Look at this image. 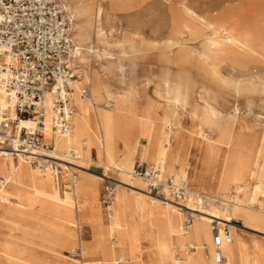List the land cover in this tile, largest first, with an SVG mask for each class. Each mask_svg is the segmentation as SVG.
I'll return each mask as SVG.
<instances>
[{
  "label": "rangeland",
  "instance_id": "obj_1",
  "mask_svg": "<svg viewBox=\"0 0 264 264\" xmlns=\"http://www.w3.org/2000/svg\"><path fill=\"white\" fill-rule=\"evenodd\" d=\"M85 1L92 3V0H82ZM60 2L67 14L73 42L79 49L82 76L87 74L89 77V80L82 78L84 81L80 86H87L86 97H89L92 82L103 88L97 109L110 110L112 97L123 93L127 103L141 109L151 108L157 121L164 112L179 113L181 125L191 130L185 135L197 140L193 133L195 122L187 114L188 108L195 104L201 108L208 102L220 119L216 123L232 139L229 145L222 144L217 141L215 128L203 127L212 138L209 167L219 168L223 160L232 161L237 156L250 158L254 136L264 131V0H93L95 6L98 4L101 8L98 18L94 15L91 18L88 13L77 14V5L72 0ZM185 7L195 15H190ZM197 20L201 23L198 26L195 25ZM206 22L227 27L252 45V50L222 45L225 51L222 55L209 52L208 43L214 35L205 27ZM180 23L196 27L179 30ZM78 25L85 28L82 31L86 37L81 43L75 36ZM142 136L136 131L134 137L138 148L134 164L138 160L151 164L145 159L147 144ZM171 143L175 145L174 138ZM85 146L80 156L72 159L73 166L86 170L85 177L96 181L97 203L103 222L107 223V211L100 202L102 180L94 175L109 174L121 178L122 174L116 176L112 169H105L100 148L91 147L88 141ZM120 150H123L121 146ZM261 150L259 160L264 161V146ZM10 161L14 165L16 158H10ZM62 163L66 165V162ZM169 165V161L165 162L164 174L170 172ZM186 170L190 190L211 193L210 182L205 179L198 183L192 179V167L187 166ZM58 183L59 195H62L66 187L60 180ZM122 187L132 199L153 197L152 200H162L163 197L151 192L147 194L149 197L142 195L147 191L146 187L144 191L125 184ZM169 200L198 214L196 205L190 200L184 204L170 196ZM208 202L213 207L218 204L206 199L205 209H208ZM110 204L114 209L115 196ZM224 213L231 211L227 209ZM11 214L12 218L0 219V264H81V242L92 240L87 224L53 215L38 206L30 210L16 208ZM222 222L224 225L230 221L224 219ZM231 229L236 230L235 237L245 246L247 262L244 264H264V258L259 257V252L264 251V230L240 225ZM114 245L116 258H130L126 244ZM207 254L209 263L214 264L212 253L208 251ZM96 258L98 256L90 257Z\"/></svg>",
  "mask_w": 264,
  "mask_h": 264
},
{
  "label": "bare ground",
  "instance_id": "obj_2",
  "mask_svg": "<svg viewBox=\"0 0 264 264\" xmlns=\"http://www.w3.org/2000/svg\"><path fill=\"white\" fill-rule=\"evenodd\" d=\"M72 2L77 5V14L88 13L91 18L93 15L97 18L100 16L101 8L98 4L95 6L93 0L92 3L82 0ZM185 10L190 15H195L187 7ZM196 23L197 26L201 24L199 20ZM190 27L196 26L185 23L178 25L179 30ZM205 27L214 35L208 43L209 52L222 55L225 52L222 45L252 50V45L223 25L206 22ZM78 28L75 36L81 43L86 37L82 31L85 28L81 25ZM82 78L89 80L85 74L74 83L71 130L65 135L55 136L54 147L49 151V156L59 160L62 166H65L63 161L72 164L71 167L77 171L76 179L70 189L67 186L62 195H59V181L49 169H42L20 155L15 157L16 163L12 165V156L0 155V176L7 181L4 189L7 199L0 196V219L4 221L12 218L11 213L16 208L30 210L38 206L44 207L53 215L87 224L91 228L92 240L86 243L79 240L81 264H103L104 261L109 264H210L208 251L212 254L216 252V247L210 240L211 223L216 221L223 225L222 220L225 219L230 221L226 224L230 227L231 237L220 246L224 258L222 264L247 262L245 246L235 237L236 230L231 228L240 225L264 230V161L259 160L263 152L264 131L254 136L248 160L237 156L232 161L223 160V165L215 169L209 167L208 163L212 138L204 132L203 127L215 128L218 131L217 141L222 144L229 145L232 139L216 123L220 119L215 109L208 106V102L201 108L197 104L188 108L187 114L195 122L196 130L193 133L198 138L196 140L185 135L191 130L190 127L181 125L179 113L164 112L157 121L151 108L141 109L127 103L123 93L112 97L110 110L97 109L96 105L102 100L103 88L97 82H92L89 97L81 96L77 89L84 81ZM179 99L184 101L183 98ZM136 131L146 140V161L159 166L162 172L165 162L169 161L168 174L179 173L186 177V167L191 166L194 181L199 183L206 179L212 184L210 194L189 189L190 201L196 205L199 215L186 206H177L179 203L170 201L167 194L162 200H152L153 197L149 200L144 197L132 199L122 189L124 184L139 191H144L143 188L146 187L142 178L132 174L138 148L134 137ZM173 138L174 146L171 143ZM86 141L91 147L96 146L102 150L106 168L112 169L116 176L122 174L121 178H116L120 183L117 186L121 187H117L114 195L115 208L112 209L111 204L108 207L110 212L107 213V223L103 222L97 203L96 181L85 177L86 170L73 166L72 159L80 156V151L86 147ZM197 162L199 169L196 170ZM105 175L109 174L94 176L102 180ZM199 186L196 185L197 189ZM2 187L3 185L0 189ZM33 191L38 195H33ZM148 193L150 192L147 190L142 195L149 197ZM201 194L204 201L209 199L218 203L216 207L208 202V209H205L203 200L198 203L197 199ZM227 209L231 211L230 214L224 213ZM186 213L193 216L189 227H184L182 223V217L184 219ZM114 243L128 246V260L122 256L115 257ZM92 256L98 258L90 259ZM260 256L264 258V251L259 252Z\"/></svg>",
  "mask_w": 264,
  "mask_h": 264
},
{
  "label": "built area",
  "instance_id": "obj_3",
  "mask_svg": "<svg viewBox=\"0 0 264 264\" xmlns=\"http://www.w3.org/2000/svg\"><path fill=\"white\" fill-rule=\"evenodd\" d=\"M78 55L60 0H0V155H20L49 169L68 189L76 172L72 164L62 166L49 156V151L55 136L71 130L74 83L82 76ZM77 92L86 95L87 86H80ZM132 174L161 197L167 194L183 204L191 198L186 175L164 174L159 166L140 160L133 165ZM4 184L0 177V186ZM117 185L116 178L103 176L100 202L107 213ZM202 200L201 194L197 201ZM192 220L186 213L184 227ZM211 229L215 261L220 264L224 259L220 246L230 239L231 230L216 221Z\"/></svg>",
  "mask_w": 264,
  "mask_h": 264
},
{
  "label": "crops",
  "instance_id": "obj_4",
  "mask_svg": "<svg viewBox=\"0 0 264 264\" xmlns=\"http://www.w3.org/2000/svg\"><path fill=\"white\" fill-rule=\"evenodd\" d=\"M135 162V161H134ZM134 164V163H133ZM106 170H109L108 168H105ZM103 174V173H102ZM13 175H11V177H12ZM1 177V176H0ZM1 178H3V177H1ZM5 180V179H4ZM7 184V181H5V184L3 185V187L0 189V196L1 197H3V198H5V199H7V197H6V194H5V185ZM65 187H66V189H67V183H65ZM210 240H211V244H213V242H212V233L210 232ZM215 253H213L212 254V261H213V263L214 264H218V263H216V261H215ZM222 263H223V261H222ZM222 263H220V264H222Z\"/></svg>",
  "mask_w": 264,
  "mask_h": 264
}]
</instances>
